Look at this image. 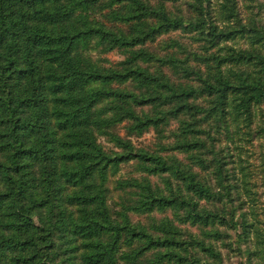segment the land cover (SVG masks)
I'll list each match as a JSON object with an SVG mask.
<instances>
[{
    "label": "trees",
    "instance_id": "1",
    "mask_svg": "<svg viewBox=\"0 0 264 264\" xmlns=\"http://www.w3.org/2000/svg\"><path fill=\"white\" fill-rule=\"evenodd\" d=\"M212 1L0 0V264H264V24Z\"/></svg>",
    "mask_w": 264,
    "mask_h": 264
},
{
    "label": "rangeland",
    "instance_id": "2",
    "mask_svg": "<svg viewBox=\"0 0 264 264\" xmlns=\"http://www.w3.org/2000/svg\"><path fill=\"white\" fill-rule=\"evenodd\" d=\"M149 1L152 3H155L157 0H149ZM218 2H219V0H213L212 1L213 7L215 9H216V5ZM237 2H238L239 12H240L242 18L245 19V18L249 17V15H251V14H255V15L258 14L257 16H259L261 18V21L264 24V0H237ZM168 8H169V6H168ZM218 24L220 26V23H218ZM169 36L171 38L180 39L182 41L185 40V37L180 36L179 32L172 33ZM235 47H242V43L235 44ZM106 58L109 59L110 61H112L113 63H117L120 60H122V56L118 52H113V53L107 55ZM117 132L120 135L124 134L122 127H119L117 129ZM132 142L137 149L150 151V152L155 151V147L157 144L155 133L152 129L149 130L148 132L144 133L140 138L132 137ZM259 144H262L263 146L259 150H257V149L255 150V154L253 155L252 159H250L251 160L250 162L252 164H255L256 162H258V161H256V159L258 158V152L259 151H262L264 154V140H262V142ZM177 157L180 160L185 159L184 155H178L177 154ZM242 158H243V156H242ZM244 158H246V157L244 156ZM124 172H125L124 176H126L128 173H131V169L129 167H126L124 169ZM153 216H155L157 219L162 217V215H160V214H154ZM134 220L146 223L144 216L136 217V218H134ZM239 261L240 260H238L236 257H234L233 254H230L229 264H239Z\"/></svg>",
    "mask_w": 264,
    "mask_h": 264
}]
</instances>
